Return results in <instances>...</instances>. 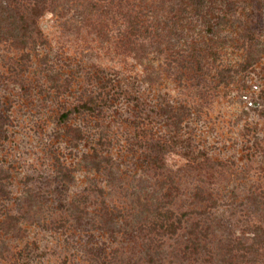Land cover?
<instances>
[{"label": "rangeland", "instance_id": "1", "mask_svg": "<svg viewBox=\"0 0 264 264\" xmlns=\"http://www.w3.org/2000/svg\"><path fill=\"white\" fill-rule=\"evenodd\" d=\"M32 4L0 0V264H264V0Z\"/></svg>", "mask_w": 264, "mask_h": 264}, {"label": "trees", "instance_id": "2", "mask_svg": "<svg viewBox=\"0 0 264 264\" xmlns=\"http://www.w3.org/2000/svg\"><path fill=\"white\" fill-rule=\"evenodd\" d=\"M30 2L32 1V6H33V14H37V11H35L38 7H44V1L45 0H29ZM42 3V4H41ZM42 9H40L41 11ZM35 11V12H34ZM20 24H19V29L22 31V35H26L30 33L32 30L31 24L27 22L26 18L24 16H20ZM32 24L35 25V21L31 20L30 21ZM139 27L136 21H131V27H130V33H137L139 31ZM66 117V115H64Z\"/></svg>", "mask_w": 264, "mask_h": 264}]
</instances>
